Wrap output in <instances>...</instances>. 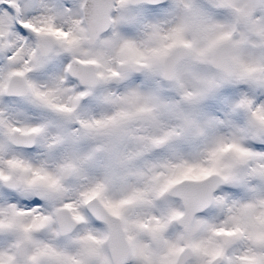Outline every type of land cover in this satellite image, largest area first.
I'll list each match as a JSON object with an SVG mask.
<instances>
[{"label": "snow or ice", "instance_id": "6c2138e0", "mask_svg": "<svg viewBox=\"0 0 264 264\" xmlns=\"http://www.w3.org/2000/svg\"><path fill=\"white\" fill-rule=\"evenodd\" d=\"M0 264H264V0H0Z\"/></svg>", "mask_w": 264, "mask_h": 264}]
</instances>
